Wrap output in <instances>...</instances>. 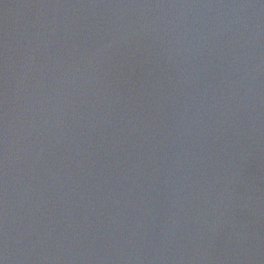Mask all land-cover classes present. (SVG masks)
Wrapping results in <instances>:
<instances>
[{"label":"water","instance_id":"1","mask_svg":"<svg viewBox=\"0 0 264 264\" xmlns=\"http://www.w3.org/2000/svg\"><path fill=\"white\" fill-rule=\"evenodd\" d=\"M0 264H264V0H0Z\"/></svg>","mask_w":264,"mask_h":264}]
</instances>
